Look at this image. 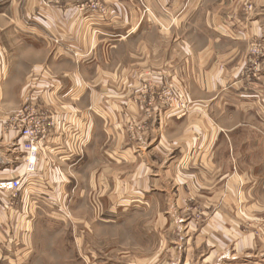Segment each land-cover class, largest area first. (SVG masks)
<instances>
[{"label":"crops","instance_id":"crops-1","mask_svg":"<svg viewBox=\"0 0 264 264\" xmlns=\"http://www.w3.org/2000/svg\"><path fill=\"white\" fill-rule=\"evenodd\" d=\"M88 1L0 0V174L22 171L17 112L31 106L52 125L24 202L51 181L74 190L70 206L82 196L162 213L209 206L196 232L187 213L148 216L141 258L112 264H163L161 255L174 258L164 264H264V229L254 242L230 211L238 171L251 168L261 179L251 185L264 187V51L260 71L243 74L250 41L264 42V0H97L104 10ZM159 88L181 89L185 114L153 109ZM71 212L70 241L78 249L85 238L86 264H107L91 245L108 234L89 225L106 218Z\"/></svg>","mask_w":264,"mask_h":264},{"label":"rangeland","instance_id":"rangeland-1","mask_svg":"<svg viewBox=\"0 0 264 264\" xmlns=\"http://www.w3.org/2000/svg\"><path fill=\"white\" fill-rule=\"evenodd\" d=\"M138 2L143 4L142 0H138ZM250 4L251 3L246 1L243 4V7H246L247 11H253L252 7L248 10ZM251 41L249 44L248 56L245 60L243 74L246 73L247 75L253 76L252 65L249 61L251 45L258 44V48H261V53H259L257 59L260 62V56L264 51V42L262 43L257 38ZM259 71L260 68L258 63V71L256 73ZM172 89L174 91H181L179 88ZM158 92L159 93L155 94V103L151 101V103L154 104L153 109H157V112H159L158 110L161 106L159 104L160 98L158 101V95L162 93V88H159ZM161 96L162 99H164L162 94ZM188 100L189 104L190 99L188 98ZM151 103L148 105L145 104V106L142 104L141 106V112L146 117H148L147 113L150 117V113L153 110H145V108L150 106ZM171 107L174 108L176 106ZM171 107L167 106V109ZM161 108H163V106ZM185 111L186 106H184V112L182 115L185 114ZM161 113L165 115L163 111H161ZM128 127L130 132H132V125H129ZM244 159L245 158H241L237 161L238 163H242ZM250 170L251 168L238 171L235 176L237 179L238 190L233 199L234 203L230 205V211L232 214L233 210L236 215L238 231L243 233L252 232L254 242H257L260 240V234L264 229V187L259 183L251 185V183L254 182L253 180L261 182V179L259 177L255 179ZM26 182L22 184L21 189L17 192L16 196L13 197L12 204L9 208L8 206L5 207L0 201V264H86L87 261H94L90 259V256L87 253L88 245L86 244L87 241L85 238L80 240L78 249L72 240L70 241L69 239L70 224L68 214L70 215L71 211L81 216L93 215L98 217L102 216L104 219L106 218L104 223L100 221L89 223L91 229H99L102 225L104 227L102 228L103 232L108 234L106 243L103 242L102 246L100 244L91 245V247L102 252H107L106 256H102L103 261L98 260L99 263L104 262L112 264L123 261L132 263L141 258L143 253L140 252L142 249H139L138 244L147 242L145 241L147 238L137 239V236L141 235L145 230V227L147 229L148 216L149 218H154L156 213H161L172 217L185 215L187 213L191 216L193 221L191 223L193 229L191 230L196 232L198 226H200L205 220L204 216H207V213H209L207 212V209H210L209 206L201 205L199 202L196 203L195 201H189L188 204L181 208L183 210L182 212L179 207L172 206L162 208L161 211H164L163 213L151 211L143 206L140 208L136 207L133 205L135 204L133 202L130 204L125 203V206L124 204H118L115 207H112L110 204L111 200H109L108 207H101L95 203V200H93L91 206L90 204L85 205V199L83 196L80 201L78 200L76 202V204L74 200L73 204L70 206V201L74 199V190L72 191V188H66V186L61 188V185L53 184L54 182L51 183V181L48 186L43 185L39 190L34 189L32 196L24 202L22 195ZM132 193L133 191H125L124 197H130ZM1 195L6 197L5 194ZM71 195L72 198H70ZM188 195L191 200H193L194 197L190 194ZM5 197L1 198L4 203ZM189 197L188 200H190ZM228 202V198L226 197L224 201L225 206L221 207L222 211L229 212L230 207L228 206ZM46 215H50L51 218L46 219L43 217ZM134 216L137 219L135 225L133 224ZM80 227L83 229V223ZM95 233L100 235V232L96 231ZM97 257L98 259L101 258L98 255ZM190 257L191 256H189V258ZM219 257L221 258V256ZM176 259H178L177 262L179 264V256H176ZM200 259L203 260L201 255ZM170 260H174V258L171 259L170 256L167 257L165 255L159 256V261L163 262V264ZM173 262L175 263V261ZM188 264H193L191 259L190 263L188 261Z\"/></svg>","mask_w":264,"mask_h":264},{"label":"built area","instance_id":"built-area-1","mask_svg":"<svg viewBox=\"0 0 264 264\" xmlns=\"http://www.w3.org/2000/svg\"><path fill=\"white\" fill-rule=\"evenodd\" d=\"M57 2L59 0H50ZM87 7L91 9H101L97 0H89ZM84 7V5L82 6ZM251 6H248V10ZM256 43V42H254ZM260 46V45H259ZM261 53V48H258V44L251 45L250 63L253 69V76L258 71V56ZM161 94L164 96L162 99ZM158 95V101L161 106H176V111L179 115L184 112V106H187V95L181 91H174L173 89L166 88L162 90V93ZM19 125L17 126L20 138H22L21 147L24 151L22 158L23 172L20 170H14L11 174H0V195L5 194L8 201L3 203L7 206L11 205V199L16 196L17 192L21 189L24 181L34 176L37 171V154L39 152L40 141L46 134L48 127L52 125V120L48 116L43 117L36 113L31 106H22L18 112ZM1 198V196H0ZM1 201V200H0Z\"/></svg>","mask_w":264,"mask_h":264},{"label":"bare ground","instance_id":"bare-ground-1","mask_svg":"<svg viewBox=\"0 0 264 264\" xmlns=\"http://www.w3.org/2000/svg\"><path fill=\"white\" fill-rule=\"evenodd\" d=\"M52 2V1H51ZM62 197V196H61Z\"/></svg>","mask_w":264,"mask_h":264}]
</instances>
